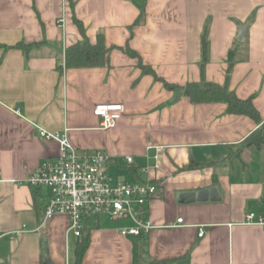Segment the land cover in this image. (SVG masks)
<instances>
[{
    "label": "crops",
    "instance_id": "1",
    "mask_svg": "<svg viewBox=\"0 0 264 264\" xmlns=\"http://www.w3.org/2000/svg\"><path fill=\"white\" fill-rule=\"evenodd\" d=\"M74 15L91 42L104 34L105 64L60 68L66 47L83 39ZM162 79L227 84L253 96L264 121V0H0V264H45L46 251L73 264L81 239L67 214L41 226L50 190L26 178L60 143L40 126L68 128L80 152L105 150L114 178L159 186L144 205L151 230L123 234L133 220L101 214L82 264H137L139 238L141 264H264V145L245 143L259 123L224 102L194 103ZM98 103L123 105L115 125L101 127ZM211 187L219 199L180 200Z\"/></svg>",
    "mask_w": 264,
    "mask_h": 264
},
{
    "label": "built area",
    "instance_id": "2",
    "mask_svg": "<svg viewBox=\"0 0 264 264\" xmlns=\"http://www.w3.org/2000/svg\"><path fill=\"white\" fill-rule=\"evenodd\" d=\"M122 110L121 103H98L94 108L102 118L103 128L115 125ZM39 129L42 137L56 139L60 143L59 154L42 160L26 178L30 186H46L50 190L41 226L55 214L63 213L70 218L68 230L81 236L88 218L108 214L113 219L130 218L134 221L133 225L121 229L123 234L140 235L151 230L153 224L143 215L144 205L158 193V184L116 179L110 171L111 156L105 150L80 152L70 141L68 128L49 131L40 126ZM126 159L129 162L133 160L132 156ZM247 217L249 222H254V213ZM179 221L182 218H178ZM26 230L25 226L16 232ZM203 233L204 229L200 228L199 235Z\"/></svg>",
    "mask_w": 264,
    "mask_h": 264
},
{
    "label": "trees",
    "instance_id": "3",
    "mask_svg": "<svg viewBox=\"0 0 264 264\" xmlns=\"http://www.w3.org/2000/svg\"><path fill=\"white\" fill-rule=\"evenodd\" d=\"M142 17V12L134 21V24L139 23ZM74 21L78 26L80 32L83 35V39L76 41L68 45L64 53V63L60 65V68L63 70L65 67H87V66H98L103 65L108 60V55L111 47H108L105 42L104 34L99 33L96 42H91L89 37L86 34L85 26L83 22L74 15ZM16 46L27 47L23 42H18ZM124 48V47H123ZM128 53L133 55H138L137 52L132 49L129 45L124 48ZM202 67L205 65L207 60L208 52V42L206 39V34L204 33L202 38ZM234 51L231 49L228 56V77L233 68ZM140 57V56H139ZM139 65L143 68L144 71L153 73L156 78V72L148 64H145L140 57ZM165 86L168 89H179L182 93L189 97L190 100L194 103L202 102H224L227 104V111L234 114H245L254 119L259 126L253 130L245 139V143L248 145H255L261 147L264 145V121L262 116L254 104L253 96L242 98L237 95L235 90L230 88L227 84H219L213 81L202 80L200 82L191 81L185 85H178L176 83H171L166 79H162ZM96 218H88L86 223L87 226L82 230L81 239L77 242L75 248V259L73 264H82L84 254L86 249L90 244V233L91 229L96 225ZM142 236V234L140 235ZM143 243L142 238H139L137 245V264H141L139 257L142 253ZM159 261L152 262V264H157Z\"/></svg>",
    "mask_w": 264,
    "mask_h": 264
},
{
    "label": "water",
    "instance_id": "4",
    "mask_svg": "<svg viewBox=\"0 0 264 264\" xmlns=\"http://www.w3.org/2000/svg\"><path fill=\"white\" fill-rule=\"evenodd\" d=\"M246 24L241 25L238 33V41H243L244 35H245V30H246ZM199 199V200H205V199H219L220 194L217 190L216 187H211L208 189H201L196 192H182L180 193V200L182 201H189V200H194V199ZM45 264H56L52 261L49 252L46 251L45 253Z\"/></svg>",
    "mask_w": 264,
    "mask_h": 264
}]
</instances>
